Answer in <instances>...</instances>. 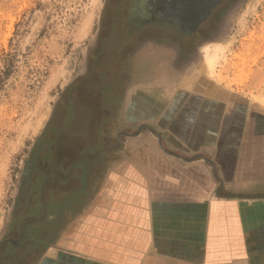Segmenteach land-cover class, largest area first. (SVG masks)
Instances as JSON below:
<instances>
[{
  "label": "crops",
  "instance_id": "crops-1",
  "mask_svg": "<svg viewBox=\"0 0 264 264\" xmlns=\"http://www.w3.org/2000/svg\"><path fill=\"white\" fill-rule=\"evenodd\" d=\"M159 77L112 107L111 137H127L110 153L63 157L61 184L84 205L39 225L28 264H264V90Z\"/></svg>",
  "mask_w": 264,
  "mask_h": 264
},
{
  "label": "rangeland",
  "instance_id": "rangeland-1",
  "mask_svg": "<svg viewBox=\"0 0 264 264\" xmlns=\"http://www.w3.org/2000/svg\"><path fill=\"white\" fill-rule=\"evenodd\" d=\"M142 2L0 0V255L8 246L4 239L18 238L26 224L19 220L14 233L16 211H27L36 200L31 189L36 178L44 177V205L50 200L47 192L54 191L57 202L48 214L54 213L56 223L66 219L65 211L58 208L75 188L52 183L50 171L55 169L54 175L61 177L53 166L62 165L64 156L81 153L83 158H94L110 153L113 144L127 137V131L111 137L110 118L100 110L108 109L112 98L125 106V87L134 85L132 91L142 89L137 86L141 83L149 87L159 76L166 80L160 84L169 87L178 76H200L232 89L264 90V0H236L230 12L217 20L214 39L190 43L191 49L181 50L180 55L178 50L149 43L148 69L136 65L129 78L121 83L117 79L113 90L107 91L105 83L112 80L108 73L118 68L120 60H133L126 49L129 30L125 28L140 23L134 15ZM149 31L152 36L153 30ZM183 55L185 60L178 65L176 58ZM4 58L13 65L5 78ZM87 124L93 126L87 130ZM84 197L69 196L76 202L73 208L70 205L74 222ZM46 215L39 213L35 219L44 220ZM44 248L37 244V253Z\"/></svg>",
  "mask_w": 264,
  "mask_h": 264
},
{
  "label": "flooded vegetation",
  "instance_id": "flooded-vegetation-1",
  "mask_svg": "<svg viewBox=\"0 0 264 264\" xmlns=\"http://www.w3.org/2000/svg\"><path fill=\"white\" fill-rule=\"evenodd\" d=\"M143 4L141 5V9H139L136 12V15H134V18H140V23H136V25H133L131 27H126L125 29H128L129 33L126 37V49H129L132 52L134 48L138 47H145L149 43L154 45L156 48H171L172 50H178L179 55L180 51L182 50H188L191 49L190 43H193V45L198 40L202 41H209V39H214L215 37V25L218 19L220 17H225L232 8V3L236 0H142ZM145 3V4H144ZM172 9V10H171ZM175 15V16H174ZM134 21V20H133ZM136 22V21H135ZM134 23V22H133ZM149 29L153 30L152 36H150ZM143 34V35H141ZM169 35V38H168ZM167 36V37H166ZM131 40V41H130ZM184 40V41H183ZM188 40H191V42ZM116 41V40H115ZM179 41V42H178ZM117 42L119 41V38H117ZM121 43H119L120 45ZM179 49H178V48ZM133 48V49H132ZM149 58L146 57L143 62H140L139 64H136L138 69L144 67V65H147L148 69V63ZM183 60H185L184 55L178 56L176 58V62L178 65L182 64ZM126 62V59L120 60L118 63V68L112 69L110 73H108L109 77L112 78L110 82L105 83V87L107 91L110 92L113 90L114 86H116L117 81L119 80L120 83L126 79L129 78L132 74L129 73V71L126 70V67L124 66V63ZM136 65L134 67H136ZM141 65V66H140ZM136 67V68H137ZM133 72V71H132ZM109 79V78H108ZM118 79V80H117ZM105 89V91H106ZM101 92V91H100ZM112 98V96H110ZM113 101L107 107L100 108L101 112H105L109 116V125H111L113 114H111L112 107L116 105V101L114 98H112ZM116 99V97H115ZM90 126H93L92 124H87L86 128L89 130ZM100 128H104L101 127ZM102 136L98 140L102 142ZM97 140V141H98ZM98 145V142H97ZM87 158H91L90 155L87 156ZM55 168H59L62 170V165H56L54 164ZM67 169V168H66ZM55 169H52L50 171L53 178L52 183L58 181L61 183V179L59 176L54 175L56 174ZM56 176V177H55ZM44 177L39 180L36 178L34 180L33 187L31 189L34 190L33 197L36 199L34 203L28 207L27 211L21 210L20 212L15 214V225L12 226V229L14 230V233L17 234V228L19 226V220L24 219L26 221V224L22 226L20 229L19 237L16 239H13L12 237H8L4 239V241L7 243V249L5 251L1 252L3 255V261L0 260V264L7 262L5 257H8V259L12 262V264H28V262L32 259V256L37 253L36 251V245L32 244L31 239H28L29 232H33L32 240L34 242L38 241L35 238H40L41 241L40 244H44L42 239L47 238L49 235L48 230L39 228V225L36 224L37 222L48 223L50 220L53 219V213L48 214L49 209L54 208V191L53 189L47 192L49 197V202L47 205H44L42 203L43 196H42V189H43V182ZM67 198V199H66ZM65 200L62 202L61 206H63L62 211H65V215L70 214V205H72V208L75 206V201L71 199L68 201V197L66 196ZM78 202V199L76 200ZM71 203V204H68ZM75 202V203H74ZM72 210V209H71ZM46 213V218L44 220L35 219L37 218L38 214ZM17 217L19 218L17 221ZM33 218V220H32ZM18 222V223H17ZM33 222V223H32ZM35 223V224H34ZM40 235V236H39ZM42 244V245H43ZM34 246V247H30ZM10 248V249H9Z\"/></svg>",
  "mask_w": 264,
  "mask_h": 264
},
{
  "label": "trees",
  "instance_id": "trees-1",
  "mask_svg": "<svg viewBox=\"0 0 264 264\" xmlns=\"http://www.w3.org/2000/svg\"><path fill=\"white\" fill-rule=\"evenodd\" d=\"M1 62H2V64H1V66H2L1 67V73H2L3 77L5 78V77L8 76V74L12 70V66L13 65H12L11 61L9 59H7V58H4L3 60H1ZM31 235L33 236V232H29L28 239L29 238L31 239L30 241H32V244L33 245L40 243L39 241H35V240L33 242ZM30 247H34V246H31L30 245ZM5 258H6V261L7 262H4L2 264H12V262L8 259V257H5ZM0 260L3 261V255L2 254L0 255Z\"/></svg>",
  "mask_w": 264,
  "mask_h": 264
},
{
  "label": "bare ground",
  "instance_id": "bare-ground-1",
  "mask_svg": "<svg viewBox=\"0 0 264 264\" xmlns=\"http://www.w3.org/2000/svg\"><path fill=\"white\" fill-rule=\"evenodd\" d=\"M172 10V9H171ZM175 16V15H174Z\"/></svg>",
  "mask_w": 264,
  "mask_h": 264
}]
</instances>
